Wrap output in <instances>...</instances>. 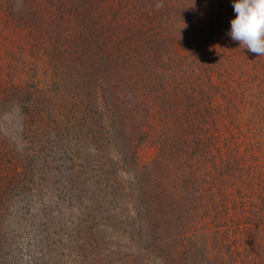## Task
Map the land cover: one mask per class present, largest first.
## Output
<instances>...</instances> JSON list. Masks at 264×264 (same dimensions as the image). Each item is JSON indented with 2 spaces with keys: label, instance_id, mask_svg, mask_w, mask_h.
<instances>
[{
  "label": "trees",
  "instance_id": "16d2710c",
  "mask_svg": "<svg viewBox=\"0 0 264 264\" xmlns=\"http://www.w3.org/2000/svg\"><path fill=\"white\" fill-rule=\"evenodd\" d=\"M235 15L232 0H0V42L7 46L0 54V115L21 114L15 126L21 140L28 125L52 117L59 144L84 129L79 139L76 133L75 145L89 140L100 150L104 127L94 129L89 122L101 116L102 90L106 100L115 98L113 108L119 110L129 93L150 97L146 108L152 113L156 107L161 122L172 123V136L157 143L161 146L151 165L170 153L174 169L165 162L154 165V183L148 167L138 168L131 157L132 164L126 156L116 160L137 184L130 193L134 200L125 190L118 195L127 201L121 205L125 212L136 205L135 221L125 230L140 253L150 255V264H264V56L230 38ZM119 93L122 97L116 98ZM247 119L256 129L244 142L231 131ZM127 122L114 124L118 137L125 136ZM11 124L0 126V154L9 146ZM129 127L141 133L138 140L145 139L140 126ZM131 143L116 148L129 152ZM11 152L14 177L32 181L41 171L38 176L45 179L48 162L35 151L13 147L0 159V169ZM192 158L198 161L191 163ZM203 163L206 173L200 170ZM88 167L90 162L86 173ZM101 176H93V183ZM80 177L71 171L58 178L55 203L40 208L47 214L37 219L42 233L37 240L44 247L63 248L62 254L78 243L80 231L77 225H48L60 202L89 212L98 201L100 209L119 202L108 199L110 192L101 185L93 187ZM150 183L155 186L148 190ZM85 199L91 204H82ZM198 221L208 232L223 234L221 239L209 246L205 239L188 237L189 225ZM152 223L163 226L154 246L146 244ZM31 224L24 223L27 232ZM2 230L0 225V242L6 239Z\"/></svg>",
  "mask_w": 264,
  "mask_h": 264
},
{
  "label": "rangeland",
  "instance_id": "374dc122",
  "mask_svg": "<svg viewBox=\"0 0 264 264\" xmlns=\"http://www.w3.org/2000/svg\"><path fill=\"white\" fill-rule=\"evenodd\" d=\"M2 37H0V41ZM5 48L7 49L6 44L3 41L2 43L0 42V54L5 52ZM0 77L4 78V73L0 74ZM122 95L123 93L115 94L116 98H120ZM106 99L104 91L99 92L98 102L99 108H101V116L97 121L90 118L89 122L94 129L104 127L102 132L103 139L101 140L103 147L100 150H97L99 143H93L89 140H84L75 145L77 144L75 137L77 134L79 135L77 136L78 139L86 135L84 129L71 132L67 138L61 140L60 145L57 137L59 130L56 127L58 122L54 121L52 117L44 118L42 116V120L39 117L40 121L38 124L28 125L25 130V136L21 140L19 133L15 131L16 122H21V114L16 110H12L9 113L0 115V126L13 123L11 124V137L7 141L9 146L3 149L0 159L5 158V154L15 147V150L21 152H38L37 158L43 159L46 163L48 162L47 168L43 171L46 172L45 179L39 177L42 173L41 171H36L32 181H27L21 177L22 175L14 177L12 171L15 165L13 164L12 152L7 155L5 166L0 169V208L2 209L0 211L2 212L0 213V225L3 226L2 232L6 233L3 236L6 239H2L3 242H0V248H2L0 249V264H150L148 263L150 255L140 253V248L135 245V241H129V232L125 230L129 224L135 221L132 222L135 219L134 211L136 205L134 209L130 207V210L125 212L122 206H125L127 201H125V198H119L118 195H122V191L125 190L127 198L134 200L130 193L136 191L137 184L130 181L129 173H127V170H121L122 163H118L116 160L126 156V158L128 157V163L132 164L129 161L131 157L138 168L148 167L150 169V182L154 183V180L152 181V174H155L152 172L154 165L165 162V164L171 165V168L174 169L172 160L175 161V158H173L175 155L170 153L166 154L167 159L159 160L156 164L151 165L153 158L157 155V148L161 146V144L157 145V143L167 142L171 138L173 133L172 123L166 121L165 124L164 119L161 122L155 112L156 107L152 108V113L146 108L149 107L146 104L150 101V97L143 98L138 93L137 96L129 93L127 97H123L124 101L120 105V110L117 107L113 108V100L115 98ZM121 120H129L131 123L127 122V126H123L125 136L121 135V137H118L119 133L116 132V125L114 124ZM130 124L142 128L146 133L144 140H138L137 137L141 133H138L136 129L130 128ZM209 125L212 127L210 123ZM238 125L237 129L231 131V133L236 134L234 135L236 139L245 142L247 137L253 136L256 128L251 124L250 120H243ZM217 131L220 130L218 129ZM132 134L134 137H132ZM127 135L130 139L126 138ZM31 137L35 140V144L31 142ZM131 140L133 143H131L129 152L122 153L116 148L125 142H131ZM2 143L3 141L0 142V145ZM219 145L221 146L222 143L220 142ZM89 152L93 153L91 161H89L91 157ZM214 154L215 159L218 161V155L216 152ZM53 158L56 161H49ZM190 161L194 163L198 160L192 158ZM88 162H90V167H88V173H86ZM205 165L203 163V168L201 167L200 169L203 173H206L204 170ZM18 170L20 168L17 169V172H19ZM71 171L82 175L80 179H83V182H85L87 177L90 184L91 182L93 183V176L101 173L100 182L95 181L96 183H93V187L97 188L101 185L104 190L110 192L108 199L115 197L119 202L111 203V206L105 205L104 208L100 209L101 203L98 201V203L93 205V212H89L88 209H69L64 203L60 202L57 209L54 208V212L52 211L53 215L49 216L51 219L54 216L53 221L55 223L50 221L48 225L55 228L59 227V225H63V228H65L68 225L71 229L77 225V231H80L76 233L78 243L70 245L69 247L72 249L62 254L61 252L64 249H59V245V250H56V247L54 248L52 245L49 248L42 246L37 240V237L42 236V233L37 228L40 220L38 221L37 219L39 214H47L45 209L41 210L42 208H47L55 203V191L53 190H56L55 187L60 184L56 183L57 179H60L61 176L66 178ZM208 171L207 174L212 175ZM161 175L159 174L156 177ZM151 183L148 186V190L155 186V184ZM93 187L91 188L88 185L90 190ZM143 190L145 191V189ZM112 192L117 193L112 196ZM92 199L95 200L93 197ZM85 200L82 204H87V202L91 204V199ZM118 212L120 213L118 214ZM121 217L122 220H119ZM25 222L27 224L32 223V228H29V232L23 226ZM79 225H82L84 230H81ZM88 225L91 227L88 228ZM150 225L151 223H148L144 226V230H147ZM162 227L161 225L157 228V225L152 223V228L147 232L149 236L146 244L150 242L154 246L157 243L158 235L162 233L160 231ZM186 235L190 238L193 237L197 242L205 239L204 242L207 245L209 244V246L214 242L215 238L217 239L216 242H218L223 236L221 233L215 235L214 231L208 232L207 228L202 225V221L190 224ZM79 246H83V249H77ZM179 247L181 246L179 245Z\"/></svg>",
  "mask_w": 264,
  "mask_h": 264
},
{
  "label": "clouds",
  "instance_id": "9594fccd",
  "mask_svg": "<svg viewBox=\"0 0 264 264\" xmlns=\"http://www.w3.org/2000/svg\"><path fill=\"white\" fill-rule=\"evenodd\" d=\"M236 15L228 35L256 56H264V0H232Z\"/></svg>",
  "mask_w": 264,
  "mask_h": 264
}]
</instances>
